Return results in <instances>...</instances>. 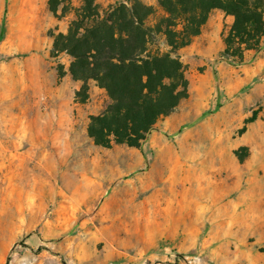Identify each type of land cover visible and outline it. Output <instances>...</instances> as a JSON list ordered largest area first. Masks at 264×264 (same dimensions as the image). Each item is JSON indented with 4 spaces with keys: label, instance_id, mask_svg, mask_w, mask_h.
Listing matches in <instances>:
<instances>
[{
    "label": "rangeland",
    "instance_id": "obj_1",
    "mask_svg": "<svg viewBox=\"0 0 264 264\" xmlns=\"http://www.w3.org/2000/svg\"><path fill=\"white\" fill-rule=\"evenodd\" d=\"M49 1L0 0V264H264V49L220 62L233 18L213 11L177 53L187 99L140 149H104L106 93L80 102L51 54L81 0Z\"/></svg>",
    "mask_w": 264,
    "mask_h": 264
},
{
    "label": "trees",
    "instance_id": "obj_2",
    "mask_svg": "<svg viewBox=\"0 0 264 264\" xmlns=\"http://www.w3.org/2000/svg\"><path fill=\"white\" fill-rule=\"evenodd\" d=\"M60 4L49 1L56 18L68 12L63 8L59 14ZM213 11L233 18L220 62H253L264 49V0H157V8L141 0H116L104 10L95 0H81L79 8L69 10L73 19L65 34L52 35L51 54L71 59L69 75L82 84L80 102L88 98V82L106 93V108L87 126L96 146L140 149L187 99L177 53L200 36Z\"/></svg>",
    "mask_w": 264,
    "mask_h": 264
},
{
    "label": "bare ground",
    "instance_id": "obj_3",
    "mask_svg": "<svg viewBox=\"0 0 264 264\" xmlns=\"http://www.w3.org/2000/svg\"><path fill=\"white\" fill-rule=\"evenodd\" d=\"M175 175H177V172H174V177H175ZM189 186H190L191 189L195 188L196 192H199L200 191L199 188H201V184H199V183L195 184V183L192 182V183L189 184Z\"/></svg>",
    "mask_w": 264,
    "mask_h": 264
}]
</instances>
